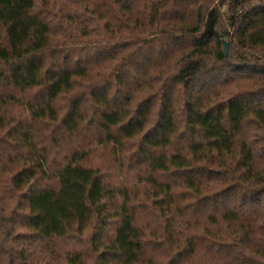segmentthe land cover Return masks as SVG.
<instances>
[{
	"label": "trees",
	"instance_id": "1",
	"mask_svg": "<svg viewBox=\"0 0 264 264\" xmlns=\"http://www.w3.org/2000/svg\"><path fill=\"white\" fill-rule=\"evenodd\" d=\"M0 264H264V0H0Z\"/></svg>",
	"mask_w": 264,
	"mask_h": 264
},
{
	"label": "rangeland",
	"instance_id": "2",
	"mask_svg": "<svg viewBox=\"0 0 264 264\" xmlns=\"http://www.w3.org/2000/svg\"><path fill=\"white\" fill-rule=\"evenodd\" d=\"M94 162L102 168L113 167V162L110 153L107 150L99 149L94 156Z\"/></svg>",
	"mask_w": 264,
	"mask_h": 264
},
{
	"label": "water",
	"instance_id": "3",
	"mask_svg": "<svg viewBox=\"0 0 264 264\" xmlns=\"http://www.w3.org/2000/svg\"><path fill=\"white\" fill-rule=\"evenodd\" d=\"M226 53H227V55H228V46L226 45Z\"/></svg>",
	"mask_w": 264,
	"mask_h": 264
}]
</instances>
